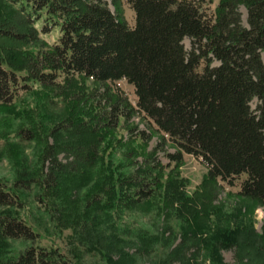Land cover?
Instances as JSON below:
<instances>
[{"label": "trees", "instance_id": "trees-1", "mask_svg": "<svg viewBox=\"0 0 264 264\" xmlns=\"http://www.w3.org/2000/svg\"><path fill=\"white\" fill-rule=\"evenodd\" d=\"M124 2L132 25L106 0H0V158L15 170L9 189L0 180V206L19 207L17 191L35 187L36 202L56 228L71 229L84 247L104 249L109 264H125L112 259L114 251L123 255L115 242L96 234L94 214L149 202L159 191L162 211L170 213L177 201L174 213L188 216L158 264H190L186 251L200 246L209 264H226L220 250L231 247L241 264H264V235L251 224L242 233L216 229L211 238L197 236L217 180H239L238 197L264 208V0ZM52 30L53 43L39 37ZM119 80L133 87L134 105L110 90ZM21 93L41 98L45 110L18 109ZM57 100L61 114H47ZM135 116L147 121L146 130ZM11 129L16 141L5 140ZM119 129L126 136L117 135ZM154 134L159 146L174 147L165 154L169 164L157 160L158 145L148 152ZM25 143L34 145L35 169L20 157ZM182 154L206 168L201 190L191 196H184L182 178L171 175ZM37 237L23 220L0 212V255L7 239L30 243L16 258L0 256V264H73Z\"/></svg>", "mask_w": 264, "mask_h": 264}, {"label": "rangeland", "instance_id": "rangeland-1", "mask_svg": "<svg viewBox=\"0 0 264 264\" xmlns=\"http://www.w3.org/2000/svg\"><path fill=\"white\" fill-rule=\"evenodd\" d=\"M106 2L112 11L116 8L129 25L134 23L133 12L124 0H106ZM213 6H211V9ZM239 11L241 14V22L246 26L247 12L243 7H240ZM34 26L39 28L40 25L36 23ZM39 37L48 44H51L56 40L57 32L56 30H52L48 33H41ZM183 45L187 51L190 50L191 44L188 38L183 40ZM86 85L90 87L91 82L87 81ZM33 88L35 89L37 86L34 85ZM109 88L114 91L117 88L121 95L126 97V99L134 105L135 95L133 87L124 80H119L114 85L110 84ZM41 102V98L34 97L33 93H21L16 102V107L18 109L34 108L33 110H45L43 107H40ZM255 105L256 100H253L250 106L254 109ZM46 110H49L47 114L60 115L63 108H61L60 101L57 100L55 106L48 107ZM39 114L40 116L44 115L43 111H40ZM132 120L137 123L139 129H147L146 120H142L138 116H135ZM47 121L50 122L49 124L51 126L52 121ZM126 134L124 129H119L117 131V135L119 136H126ZM17 139L18 136L14 129H11L9 135L5 138V140L11 141H16ZM137 142L136 140L132 144L135 146L136 144L139 145ZM2 143L3 140H0V144ZM158 143L157 135L154 134L148 143V152L151 151L154 146L158 145ZM20 152V157H27L29 162H26V164H29V167L35 169L34 145L32 143H25L20 148ZM174 152V147H172L169 142H166L159 146L156 152V158L161 164H169L170 161L165 154ZM120 156V152L114 154V161H119L121 159ZM138 160L140 161L141 158ZM170 165L173 166V162ZM205 173L206 168L197 158L182 154L178 167H176L174 173L171 175L180 179L182 178L183 194L184 196H191L196 190H201L199 185L205 179ZM14 176L15 170L9 159L6 157L0 158V180L4 183L6 188L9 189L12 185ZM238 182L239 180H235L232 185H229L226 182L217 180L218 187L215 196L212 200H209V203H207L205 207V210L208 211V215L207 217H201L200 222L205 224V226L202 227L201 232H197V236L201 235L202 238H211L212 233L216 229L233 230L237 228V230L242 233L244 228H249L248 224L252 225L255 232L264 235V208L258 206L251 207L249 201L239 198L237 195ZM35 193V187L26 190H18L17 194L21 200V205L19 207L0 206V212L4 210L8 211L23 220L37 232L38 244L41 246L58 247L73 264H109L103 254L104 249L97 251L90 246L84 247L75 237H72L73 233L71 229L56 228L53 225L54 223L49 219V216L43 211V206L36 202L34 197ZM200 195H202V192ZM162 198L163 196L161 193L159 194L158 191L149 202L146 201V203L143 202L132 208L111 212L109 215L102 213L94 214V220L92 222L97 226L95 230L96 234L101 236L103 241L110 240L113 241V243L115 242L116 246L122 250V256L116 251L112 252L111 256L113 260L119 261L124 259L125 264H158L171 246H174L178 242L184 226L182 217H186L188 214L185 211H182L181 216L174 213L176 208L179 207V205H176L177 201L171 206L173 210L171 209L168 214L165 213V210L162 211L165 204ZM148 239L150 243H144L147 242ZM145 244L151 246L150 251H147L146 248L143 253L136 252L137 248H142ZM29 245V242L20 239H7L2 246L3 252L0 256L4 258H16L18 253ZM186 252V255L189 256L190 264H209L207 260V250L203 246H200L197 250L190 248ZM126 256H130L131 259L127 260ZM220 256L226 264H241L240 260L237 258L235 247L221 249ZM248 256L252 257L250 263L257 261L251 254ZM172 264H178V262L172 261Z\"/></svg>", "mask_w": 264, "mask_h": 264}]
</instances>
